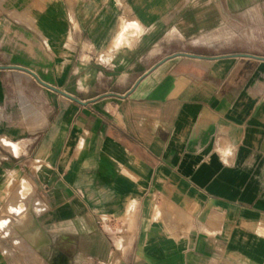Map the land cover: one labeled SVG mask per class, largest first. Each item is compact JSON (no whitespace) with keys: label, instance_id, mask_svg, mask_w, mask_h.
<instances>
[{"label":"crops","instance_id":"obj_1","mask_svg":"<svg viewBox=\"0 0 264 264\" xmlns=\"http://www.w3.org/2000/svg\"><path fill=\"white\" fill-rule=\"evenodd\" d=\"M1 220L0 264H264V0H0Z\"/></svg>","mask_w":264,"mask_h":264},{"label":"rangeland","instance_id":"obj_2","mask_svg":"<svg viewBox=\"0 0 264 264\" xmlns=\"http://www.w3.org/2000/svg\"><path fill=\"white\" fill-rule=\"evenodd\" d=\"M0 222H6V221L1 220ZM4 227L6 228V229L4 228V230H5V238H7L9 241L12 240L11 238H12L14 233L12 232V229H7V228H11V227H8L7 223H6V226H4ZM0 228H2V227H0Z\"/></svg>","mask_w":264,"mask_h":264},{"label":"bare ground","instance_id":"obj_3","mask_svg":"<svg viewBox=\"0 0 264 264\" xmlns=\"http://www.w3.org/2000/svg\"><path fill=\"white\" fill-rule=\"evenodd\" d=\"M4 226H6V222H0V227H2L3 229L5 228ZM9 227V226H8ZM6 229V228H5ZM7 229H11V228H7ZM8 232V231H7Z\"/></svg>","mask_w":264,"mask_h":264},{"label":"water","instance_id":"obj_4","mask_svg":"<svg viewBox=\"0 0 264 264\" xmlns=\"http://www.w3.org/2000/svg\"><path fill=\"white\" fill-rule=\"evenodd\" d=\"M29 175L31 176V173H29ZM33 177V176H32ZM33 180L35 181V178H33ZM36 182V181H35ZM36 184H37V182H36Z\"/></svg>","mask_w":264,"mask_h":264}]
</instances>
